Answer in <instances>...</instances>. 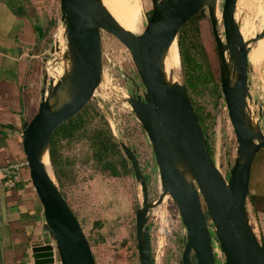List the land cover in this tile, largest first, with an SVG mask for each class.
<instances>
[{
	"label": "water",
	"instance_id": "95a60500",
	"mask_svg": "<svg viewBox=\"0 0 264 264\" xmlns=\"http://www.w3.org/2000/svg\"><path fill=\"white\" fill-rule=\"evenodd\" d=\"M209 1L152 0L150 19L144 32L137 35L124 28L101 0H60L72 62L71 73L61 84L70 88L71 98L53 109L49 102L40 103L37 113L24 123L22 133L29 177L43 208L44 229L49 240L43 247L36 242L40 245L38 252L47 251L36 255L37 264L42 262L39 259L42 256L47 264H97L81 223L43 159L46 154L50 158L54 133L80 114L95 97L104 75L103 32L117 38L128 49L145 88L144 97H131L130 104L152 144L163 188L159 200L151 203L135 152L126 143H119L143 191V206L136 215L140 263L153 264L148 213L168 194L176 203L187 230L181 264H194V261L195 264H217L214 236L225 256L223 264H264V243L254 232L248 213L252 172L259 152L264 150V132L255 129L248 115L250 50L236 20L238 0L224 1V38L215 9L209 8L222 92L238 143L229 179L211 156L186 86L168 79L169 48L178 40L182 27ZM36 28L43 36L42 29ZM230 59L235 62L236 72L231 68ZM61 84L53 94H57ZM181 163L186 170L180 168ZM186 172L195 182L188 183Z\"/></svg>",
	"mask_w": 264,
	"mask_h": 264
},
{
	"label": "rangeland",
	"instance_id": "374dc122",
	"mask_svg": "<svg viewBox=\"0 0 264 264\" xmlns=\"http://www.w3.org/2000/svg\"><path fill=\"white\" fill-rule=\"evenodd\" d=\"M224 1H211L220 10L219 13L216 12V18L223 38L225 36L222 18ZM43 2L45 7L40 17L47 32L46 35L44 34L43 41L45 49L35 61V75H32V85L29 87L27 115L30 119L37 113L40 103L45 101L43 98L45 73L50 69L54 77L57 67L61 68V63L58 61L61 51H66L64 56L67 59L63 68L65 69L63 78L72 70L60 0H43ZM110 3L122 18L139 29L134 33L139 35L144 32L152 14V0H110ZM136 5L140 10L139 25L133 23L132 16L129 19L122 8L124 6L134 12ZM210 6L213 5L207 3L204 7L207 17L201 22L200 38L210 53V59L218 62ZM236 20L240 28L245 25L246 33L251 25H254V34L248 40L250 50L248 115L256 121L255 129L260 128L264 132V49L261 52L252 50V46L264 37V0H238ZM60 31L64 34L61 37L63 47L59 48L56 36ZM102 48L103 79L95 97L81 114L86 117V120L89 119L90 131L93 128H104L106 131L110 129L118 143H126L135 152L148 185L149 200L151 203H156L163 192L159 168L148 135L130 104L131 97H144L145 88L131 53L117 38L103 32ZM193 56L203 66L201 56L196 52ZM168 57V65L175 69L171 72L169 68H166L168 73L171 72L168 74L169 81L181 83L188 88L187 72L182 65L178 40L175 41L174 48H169ZM230 60L231 68L235 71V62ZM203 70H207L206 66L202 67L201 71ZM203 76V81L192 78L198 82L195 84V81L193 82V89H189L188 93H191L203 117L201 125L211 156L220 171L229 179L237 158L238 143L229 118L221 82L213 83L205 77V73ZM60 141L62 144L60 167L66 174L59 176L55 167L53 165L51 167L50 164L52 175L81 223L92 246L97 264H141L138 256L136 215L143 206V191L141 183L135 177L131 161L120 147L121 152L117 158L121 163L125 158L126 161L123 162L127 164V168L120 164L121 172L114 177L109 174L105 163L96 159L92 138L76 135L70 139L61 138ZM263 151L259 152L258 158L261 157V159L257 161L256 158L253 167L250 195L252 193L264 195ZM191 181L195 182L193 178ZM250 195L248 198L250 222L259 240L264 243V212L254 210ZM208 223L213 229L209 217ZM148 226L153 264H181L187 230L176 203L168 194L162 203L150 208ZM214 247L217 264H223L225 256L215 236Z\"/></svg>",
	"mask_w": 264,
	"mask_h": 264
},
{
	"label": "crops",
	"instance_id": "0c3cea01",
	"mask_svg": "<svg viewBox=\"0 0 264 264\" xmlns=\"http://www.w3.org/2000/svg\"><path fill=\"white\" fill-rule=\"evenodd\" d=\"M44 7L43 0H0V264H37L36 255L47 252L43 249L38 252L37 247L49 243L43 208L29 177L22 136L23 125L30 119L28 97L31 77L35 75L34 64L45 49L47 28L40 17ZM122 8L139 25L138 6L134 12ZM62 34L60 31L56 36L59 48L63 45ZM254 46L256 43L252 50ZM65 53H59L61 68L57 67L54 77L50 69L46 72L43 98L59 80L57 71L64 68ZM18 162L23 163L19 181L8 186L2 169ZM39 259L40 264H47L44 256Z\"/></svg>",
	"mask_w": 264,
	"mask_h": 264
},
{
	"label": "trees",
	"instance_id": "16d2710c",
	"mask_svg": "<svg viewBox=\"0 0 264 264\" xmlns=\"http://www.w3.org/2000/svg\"><path fill=\"white\" fill-rule=\"evenodd\" d=\"M206 17V10L202 9L182 27L178 36L179 52L182 58V65L187 72V90L193 89L194 81V84L198 82V80H193L192 78H199V80L201 79V81H203L202 76L204 73L205 77L209 79V81H212L213 83L221 82V73L218 68L219 64L216 62L217 60L213 62L210 59V53L207 50L205 43L202 42V39L200 38L202 35L201 22ZM195 52L201 56L203 66L195 59V56H193ZM204 66H206L207 70L201 71L202 67ZM190 98L194 105L197 116L200 122H202L203 117L200 113V110L196 106L191 95ZM89 122V119L86 120V117L80 113L62 125L54 133L50 144V159L59 176L66 174L64 169L60 167L62 158V144L60 139H70L76 135H85L89 136V138H92V147L95 149V157L99 162L105 163V167L111 176L116 177L119 175L121 172L119 169L120 164L127 168V164L123 162L124 160L126 161V159L121 158V163V161H119L120 159L117 158L121 152V149L120 144L115 140L112 131L110 129L106 131L104 128H93L92 131H90V129H88ZM260 159L261 157L258 158L257 156V161ZM250 202L254 210L264 212V195L259 196L255 193H252L250 195Z\"/></svg>",
	"mask_w": 264,
	"mask_h": 264
},
{
	"label": "bare ground",
	"instance_id": "6f19581e",
	"mask_svg": "<svg viewBox=\"0 0 264 264\" xmlns=\"http://www.w3.org/2000/svg\"><path fill=\"white\" fill-rule=\"evenodd\" d=\"M102 1V4L106 7V9L114 16V18H116V20L124 27L126 28L127 30L129 31H132V32H136L137 30H139L137 27L131 25L130 23H128L124 18H122L120 16V14L116 11V9L112 6V4L110 3V0H101ZM212 0H210L208 3L210 5H213L212 7L215 9V12L219 13V9H217V5L215 6V3H211ZM215 2V1H213ZM254 25H251V30L249 29L247 31V33L245 32V25L242 26V28H240L239 26V30H240V34L241 36L243 37L244 39V42L247 44V47L249 48L248 46V40H249V37L253 36V31H254ZM251 40V39H250ZM176 41V40H175ZM175 41L172 43L171 45V48L175 46ZM255 52H261L263 49H264V37L260 38L257 42H256V46L253 47ZM69 58V57H68ZM66 59V58H65ZM70 59V58H69ZM168 60H169V57H168V52H167V55H166V68H169L170 71L172 72V69H174L173 66H169L168 65ZM55 65V64H54ZM53 65V66H54ZM70 69V68H69ZM175 70V69H174ZM59 73V80L58 82L52 87V89L48 90L47 93H46V98H44L45 102H49V104L52 106V109L55 108V106L59 107L63 104H65L66 102H68L71 98V91H70V88L67 86V85H62V80H63V75L65 73V69L63 71H57ZM171 72H169L171 74ZM168 73V74H169ZM173 74V73H172ZM66 75V74H65ZM234 74H232V79L234 78ZM45 78H46V73H45ZM174 83H177V82H174ZM61 84V87H59L58 89V92L57 94H53V91L55 89L56 86L60 85ZM58 103V104H57ZM253 122V126L256 127V121H252ZM44 163L46 164L49 172L52 174V170L50 168V158H49V155L46 154L44 156V159H43ZM180 168L182 170H186L187 168L181 163L180 164ZM53 176V175H52ZM185 177H186V180L188 181V183H191V175L189 172H186L185 174Z\"/></svg>",
	"mask_w": 264,
	"mask_h": 264
},
{
	"label": "built area",
	"instance_id": "2783aa9c",
	"mask_svg": "<svg viewBox=\"0 0 264 264\" xmlns=\"http://www.w3.org/2000/svg\"><path fill=\"white\" fill-rule=\"evenodd\" d=\"M23 163H12L2 169V171L6 174L7 180L6 184L8 186H15L19 181L20 177V169L22 168Z\"/></svg>",
	"mask_w": 264,
	"mask_h": 264
},
{
	"label": "flooded vegetation",
	"instance_id": "af4514ba",
	"mask_svg": "<svg viewBox=\"0 0 264 264\" xmlns=\"http://www.w3.org/2000/svg\"><path fill=\"white\" fill-rule=\"evenodd\" d=\"M193 263L195 264V261Z\"/></svg>",
	"mask_w": 264,
	"mask_h": 264
}]
</instances>
